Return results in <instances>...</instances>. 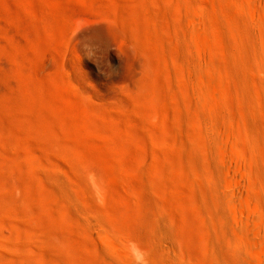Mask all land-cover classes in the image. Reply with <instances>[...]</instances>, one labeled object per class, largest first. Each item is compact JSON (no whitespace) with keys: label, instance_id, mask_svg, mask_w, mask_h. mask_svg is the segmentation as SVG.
<instances>
[{"label":"rangeland","instance_id":"1","mask_svg":"<svg viewBox=\"0 0 264 264\" xmlns=\"http://www.w3.org/2000/svg\"><path fill=\"white\" fill-rule=\"evenodd\" d=\"M192 3L204 5L0 0V237L15 242L14 224L48 207L70 216L66 204L77 218H117L146 255L158 228L197 234L207 184L188 82ZM93 190L99 204L82 202Z\"/></svg>","mask_w":264,"mask_h":264},{"label":"bare ground","instance_id":"2","mask_svg":"<svg viewBox=\"0 0 264 264\" xmlns=\"http://www.w3.org/2000/svg\"><path fill=\"white\" fill-rule=\"evenodd\" d=\"M203 2L188 5L186 54L191 99L203 116L197 132L207 187L195 206L197 234L158 228L166 235L146 255L117 218L99 208L77 218L66 204L70 216L58 222L48 207L15 223V242L0 237V247L9 248L0 264H264V0ZM150 43L143 34L140 51ZM88 193L82 202L98 205L101 192Z\"/></svg>","mask_w":264,"mask_h":264}]
</instances>
